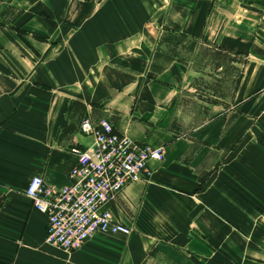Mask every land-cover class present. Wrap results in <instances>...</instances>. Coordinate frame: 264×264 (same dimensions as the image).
I'll list each match as a JSON object with an SVG mask.
<instances>
[{
  "label": "crops",
  "instance_id": "obj_1",
  "mask_svg": "<svg viewBox=\"0 0 264 264\" xmlns=\"http://www.w3.org/2000/svg\"><path fill=\"white\" fill-rule=\"evenodd\" d=\"M88 116L165 157L66 251L25 189ZM0 264H264V0H0Z\"/></svg>",
  "mask_w": 264,
  "mask_h": 264
},
{
  "label": "built area",
  "instance_id": "obj_2",
  "mask_svg": "<svg viewBox=\"0 0 264 264\" xmlns=\"http://www.w3.org/2000/svg\"><path fill=\"white\" fill-rule=\"evenodd\" d=\"M80 130L91 144L71 147L77 165L69 174L70 184H47L35 175L25 189L33 206L48 216L46 241L66 251L81 248L100 232L130 234L131 228L116 221L108 205L128 184L149 181V162L165 157L164 145L134 141L107 118L85 117Z\"/></svg>",
  "mask_w": 264,
  "mask_h": 264
}]
</instances>
